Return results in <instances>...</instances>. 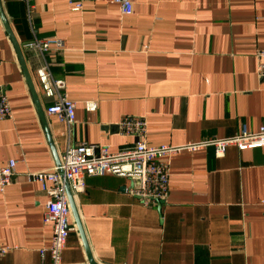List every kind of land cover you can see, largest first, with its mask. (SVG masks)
Listing matches in <instances>:
<instances>
[{
  "label": "crops",
  "instance_id": "obj_1",
  "mask_svg": "<svg viewBox=\"0 0 264 264\" xmlns=\"http://www.w3.org/2000/svg\"><path fill=\"white\" fill-rule=\"evenodd\" d=\"M21 47L59 158L69 145L133 147L120 121H147L149 145L181 146L257 132L264 122V0H132L122 14L112 0H0ZM29 5V6H28ZM59 38L64 49L45 57L25 43ZM47 63L76 105L71 129L46 113L36 70ZM0 87L12 116L0 121V164L17 160L13 183L0 191V264H51L49 196L26 172L57 165L14 44L0 16ZM97 104L94 111L86 102ZM137 182L89 176L73 195L98 264H264V147H212L170 158L163 201L143 204L126 189ZM62 264H89L73 214Z\"/></svg>",
  "mask_w": 264,
  "mask_h": 264
},
{
  "label": "built area",
  "instance_id": "obj_2",
  "mask_svg": "<svg viewBox=\"0 0 264 264\" xmlns=\"http://www.w3.org/2000/svg\"><path fill=\"white\" fill-rule=\"evenodd\" d=\"M27 1V0H26ZM120 7L122 14L133 13L132 0H112ZM74 11H81L84 0H68ZM29 6V5H28ZM27 48L36 50L44 57L49 53L64 49V42L59 38H40L34 36L25 43ZM257 75L264 80V48L257 52ZM38 82L44 96L51 100L46 113L53 115L71 129L77 120L76 105L65 93V82L53 77L47 63L36 70ZM97 104L86 102V109L94 111ZM12 116L8 96L0 87V121ZM125 135L138 137L130 149L111 152L105 145L81 143L69 145L60 157V165L51 169L26 172V179L38 184L49 196L44 213V222L52 227V238L49 247L40 250L44 255L49 253L51 264H62V254L70 233L72 210L68 200L65 181L73 195L86 190L89 176L113 174L129 178L137 184L126 189L127 193L137 197L143 204L155 203L168 197L170 188V158L181 152H197L212 147L217 156L223 155L228 147L235 146L239 150L264 147V122L257 132H251L242 125L240 133L226 139H210L181 146L149 145L145 140L147 121L138 116H126L120 121ZM17 160L10 159L0 164V191H5L17 174ZM11 247L0 243V257Z\"/></svg>",
  "mask_w": 264,
  "mask_h": 264
},
{
  "label": "water",
  "instance_id": "obj_3",
  "mask_svg": "<svg viewBox=\"0 0 264 264\" xmlns=\"http://www.w3.org/2000/svg\"><path fill=\"white\" fill-rule=\"evenodd\" d=\"M0 16H1V19H2V21L4 23V26L6 27V30H7L8 34H9V36H10V38H11L13 44H14V47L16 49V52H17L19 61L21 63L22 69L24 71V74L26 76V79H27L31 94L33 96V99H34L36 105H37L38 112L40 114V117H41L44 129H45L49 144H50V146H51V148H52V150L54 152L57 165H60V158L58 156V153L56 152V149L54 147V143H53L52 138L50 136V132H49V129H48V125H47L45 116H44L43 109H42V107L39 104L38 97H37V94H36L32 79L30 77V74H29L28 69H27L26 64H25L23 52H22L21 47L18 44V42H17V40H16V38H15V36L13 34V31H12V29H11V27H10V25H9L5 15H4V13H3V10H2V7H1V3H0ZM65 188H66V192H67V196H68V200H69V203H70V206H71V210H72V214H73L74 220H75L77 228H78V230H79V232L81 234V238H82L84 247H85V249L87 251V254H88L89 264H98L94 260L92 254H91L90 247H89L88 241L86 239V236H85V233H84V230H83V227H82V223H81V220L79 218L78 211H77V208H76V205H75V202H74L73 194H72V192H71V190L69 188V185H68V183L66 181H65ZM161 201H163V200H161Z\"/></svg>",
  "mask_w": 264,
  "mask_h": 264
}]
</instances>
